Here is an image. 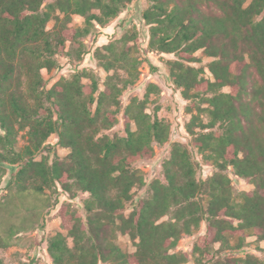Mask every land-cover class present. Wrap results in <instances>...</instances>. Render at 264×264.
Returning a JSON list of instances; mask_svg holds the SVG:
<instances>
[{
	"label": "trees",
	"instance_id": "16d2710c",
	"mask_svg": "<svg viewBox=\"0 0 264 264\" xmlns=\"http://www.w3.org/2000/svg\"><path fill=\"white\" fill-rule=\"evenodd\" d=\"M138 1L0 0V164L8 161L12 181L35 195L88 196L85 218L62 204L63 232L48 241L53 264H189V254L176 250L203 224L195 264H264L256 255L234 254L248 238L264 242V0H148L142 14L148 50L175 56L167 62L169 77L187 103L185 129L202 161L173 143L164 181L153 180L149 196L135 202L134 191L147 184L135 164L153 159L155 145L172 135L160 107L147 112L161 90L151 84L144 99L123 107L124 93L141 76L136 29L93 55L85 40ZM75 17L83 18L81 26ZM199 52L211 60L205 69L194 66ZM61 57L74 71L48 88L44 71H62ZM87 57L106 73L102 85L84 65ZM120 115L126 135L111 137ZM56 146L69 150L67 157L55 156ZM203 166L214 169L206 179L199 178ZM231 170L253 190L238 191ZM4 173L0 165V186ZM11 207L0 201L1 228ZM22 228L12 224L10 236ZM119 235L136 251L123 250Z\"/></svg>",
	"mask_w": 264,
	"mask_h": 264
},
{
	"label": "rangeland",
	"instance_id": "374dc122",
	"mask_svg": "<svg viewBox=\"0 0 264 264\" xmlns=\"http://www.w3.org/2000/svg\"><path fill=\"white\" fill-rule=\"evenodd\" d=\"M149 5L148 0H139L137 4L126 8L109 27L106 29L98 28L92 36L85 40L91 51L90 53L93 55L97 47L108 44L112 40L120 39L126 32L136 29L139 33L141 50V76L136 84L124 93L122 97L123 107H126L134 97L144 99L148 86L151 84L157 85L161 90L159 95H153L151 97L152 103L149 105L147 112L153 114L155 107H160L158 115L171 124L172 135L170 141L165 145H155V156L153 159H142L135 164V167L145 174L147 181L145 187L134 191L136 193L135 202H139L149 196V185L153 180L160 179L164 181L163 164L170 156L173 143L178 142L187 146L192 150L195 158L198 161H202L199 153L190 145L191 138L185 129L190 118L185 110L187 103L183 99L181 92L174 89L169 77L167 62L175 59V56L150 52L148 50L149 26L145 24L142 14ZM73 24L75 26H81L83 24V18L75 17ZM52 25L50 24V28ZM196 56L199 62L194 64V66L205 69L211 60L202 52L197 53ZM86 60L87 62L84 65H86L91 73L100 78L102 85L106 73L99 68L97 61L92 57H87ZM60 61L64 65L62 71L52 74L44 71V75L49 81L48 88L61 77H70L74 71L75 65L71 64L69 59L61 57ZM206 77L211 78V75L207 72ZM1 134L2 131L0 129ZM109 134L111 137L114 135L124 137L126 135L122 115L119 116V124L109 131ZM50 142L51 144H56V136H53ZM26 143L27 139L24 135L19 137L18 149L21 150ZM1 153H3V150L0 148ZM53 154L63 159L67 157L69 150L56 146ZM42 155L38 156L37 159L40 160ZM0 165L5 171L2 175V184L0 186V201L8 199L12 205L10 212L5 216V225L2 228L0 227V264H53L47 252L48 241L56 234L63 232L60 218L62 204L66 202L71 203L85 218L86 214L82 208V203L88 196L79 194L76 199L71 200L67 194L60 190L56 192L48 190L45 194L35 195L29 186L18 185L12 181V165L8 161ZM213 172L214 169L212 167L203 166L200 170L199 178L206 179ZM230 175L238 191L249 192L253 190L252 185L234 176L233 170L230 171ZM130 211L131 208L129 207L126 215ZM12 224L22 226L23 228L17 230L11 237L9 227ZM205 234L206 225L203 224L201 230L196 234L184 236L180 241L176 251L188 253L190 259L189 264H195L192 250L198 238ZM117 243L126 252L133 253L136 251L135 245L129 237L119 235ZM234 254L237 257L256 255L260 259H264V242L260 243L256 238H248L247 246L242 251Z\"/></svg>",
	"mask_w": 264,
	"mask_h": 264
}]
</instances>
